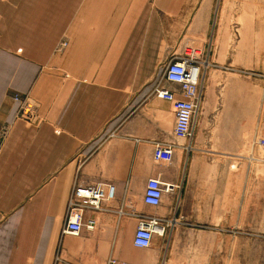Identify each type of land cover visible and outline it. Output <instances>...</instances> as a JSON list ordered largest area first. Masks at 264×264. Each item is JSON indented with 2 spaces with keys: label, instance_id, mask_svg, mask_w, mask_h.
<instances>
[{
  "label": "crops",
  "instance_id": "0c3cea01",
  "mask_svg": "<svg viewBox=\"0 0 264 264\" xmlns=\"http://www.w3.org/2000/svg\"><path fill=\"white\" fill-rule=\"evenodd\" d=\"M216 1L0 0V130L11 128L0 154V264H248L255 180L186 175L189 163L231 157L264 172L263 95L232 103L242 97L231 92L208 116L207 150L198 121L190 153L178 141L172 164L153 159L156 143L174 142L176 121L155 90L184 45L206 42ZM15 97L36 103L34 120L18 119ZM152 178L177 188L158 208L144 202ZM78 180L111 183L117 197L87 215L94 231L74 236L64 229ZM138 216L169 224L151 248L134 244Z\"/></svg>",
  "mask_w": 264,
  "mask_h": 264
},
{
  "label": "rangeland",
  "instance_id": "374dc122",
  "mask_svg": "<svg viewBox=\"0 0 264 264\" xmlns=\"http://www.w3.org/2000/svg\"><path fill=\"white\" fill-rule=\"evenodd\" d=\"M68 46V40H64L57 51L63 52ZM186 47L199 51L203 64L201 107L196 123L199 121L204 129V149L207 150V131L209 125L214 126L213 123L207 122L208 116L222 114V104L231 103V92L242 97L240 101L232 103H250V97L256 95H263L264 103V0H217L206 42L184 45L181 51ZM24 99L31 101L29 98ZM14 100L20 103L17 97ZM10 129V126L6 125L0 130V134L7 132L0 154ZM182 142L190 144L192 149L191 141ZM241 164L245 165L238 157L229 158L228 163L206 160L195 167L189 163L186 178L255 180L251 189L253 194L249 193L248 199V264H264V172L254 176L252 173L241 171ZM257 231H262L263 234L255 235ZM189 254L192 259L193 253Z\"/></svg>",
  "mask_w": 264,
  "mask_h": 264
},
{
  "label": "built area",
  "instance_id": "2783aa9c",
  "mask_svg": "<svg viewBox=\"0 0 264 264\" xmlns=\"http://www.w3.org/2000/svg\"><path fill=\"white\" fill-rule=\"evenodd\" d=\"M203 64L200 53L196 49L184 48L166 65L165 79L160 83L155 96L160 100L173 105L175 113L174 142H159L154 145L153 159L158 164L170 165L175 161V151L178 141H192L195 134V123L201 107V81L203 77ZM172 84L176 88L166 85ZM18 117L32 120L37 116V106L28 99H21ZM6 131L0 134V150L6 136ZM184 150L191 151L190 144L184 145ZM177 188L172 184H166L160 178H152L147 182L144 202L158 208L161 206L167 193H175ZM117 197L115 185L106 182H76L72 191L69 209L67 213L64 234L79 236L85 230L94 231L97 222L95 219H87L89 213L107 211V203H113ZM140 224L135 235L134 244L138 248H151L157 233L165 234L168 222L156 217L138 216ZM109 264L121 263L112 259Z\"/></svg>",
  "mask_w": 264,
  "mask_h": 264
},
{
  "label": "bare ground",
  "instance_id": "6f19581e",
  "mask_svg": "<svg viewBox=\"0 0 264 264\" xmlns=\"http://www.w3.org/2000/svg\"><path fill=\"white\" fill-rule=\"evenodd\" d=\"M105 208H106V206H105ZM107 209V208H106Z\"/></svg>",
  "mask_w": 264,
  "mask_h": 264
}]
</instances>
